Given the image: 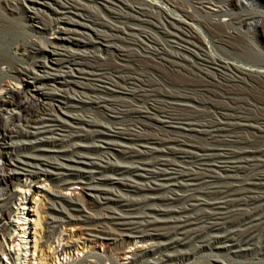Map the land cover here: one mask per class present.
Here are the masks:
<instances>
[{"label":"bare ground","instance_id":"1","mask_svg":"<svg viewBox=\"0 0 264 264\" xmlns=\"http://www.w3.org/2000/svg\"><path fill=\"white\" fill-rule=\"evenodd\" d=\"M23 1L34 10L31 21L44 22L45 28L57 27L58 31L54 41L34 39L31 28L15 17V14L22 13L21 0H3L0 4V92L4 91L3 98H0V158L3 159L0 166V183L7 189L5 194L0 195V254L5 257V263L29 264L30 258L26 260L25 246L16 258L10 252L9 245L13 242L11 234L16 226H21V235L25 233L24 229L28 228L19 222V219H22L17 216L19 209H16L14 219L11 218L13 207L10 203L13 199L20 198V186H31L34 190L29 197L23 192L28 206H23L21 210L26 209V214L30 213L34 218H29L33 228L27 232L33 239V254L37 252V262L34 264H54L55 254H62L66 260H73L69 251L75 250L77 255L80 251L74 246L73 238L87 242L92 252L95 246L101 248L105 260L111 264H116L113 253L119 261L127 258L122 257L126 253L123 247L135 239L143 246L135 250L127 264H172L196 251L199 252L200 249H227L228 243L236 246L232 250L234 256L250 259L247 264H264V149L251 150L255 148L254 143L259 144L264 140V67H260L257 62L253 64L257 68L237 64V61L229 62L228 59L226 62V59L221 60L214 57L215 54H209L210 57L212 55L211 62L206 61L207 58L205 63L213 65L211 68L214 70L219 71V67L230 73L221 72L225 83H230L222 85L221 95H230L226 105L218 106L213 99L206 100L180 91L170 92L172 89L164 91L160 86L167 80L160 68L165 64L174 68L182 64L179 65L175 59L166 60L162 57V49L156 46L157 38H153L151 32L146 29L149 26L161 29L150 19L164 16L163 24L168 28H184L190 31V34L186 32V37L193 40L183 41L186 45L204 48L210 42L204 39L205 36L201 38L203 28L208 31L222 28L228 34L240 31V28L235 26L241 27V22L230 21L229 16L234 15L232 9L239 7L240 12H249L248 18L256 17L257 20L250 25L252 28L264 27V16L255 11L251 12L244 2H240L238 6L232 1L227 3L228 0H199L197 3L200 6L197 7L185 6L184 3L182 5V0H87L99 1L102 11L97 6L78 0ZM192 12L201 13L206 18L228 16L224 18L228 23L215 21L216 19L212 23H200ZM260 17L263 18L262 21L259 20ZM83 18L90 25L81 21ZM84 30H90L91 38L83 37L85 40H81L73 37L74 34L84 33ZM224 37L228 40L227 45L233 36L225 34ZM230 45L229 47L232 46ZM20 46H28L27 54L15 53ZM47 46L49 51L46 50ZM249 46L247 44L242 48L231 47V52L243 58L247 49H254ZM173 47L181 50L188 48L178 43ZM70 48H76L78 52ZM90 48L98 52L95 53L96 51L93 52ZM62 64L75 69V74L72 73L75 76L60 77L62 75L45 69L60 68ZM148 71L155 76H151ZM212 73H207L211 79L210 85H220L219 82H213ZM22 77L30 78L33 86L20 92L14 91L13 88L6 89L9 79ZM189 78L193 81L188 86H195L194 79ZM245 80L260 86L263 89L260 95L253 93L246 99L240 97L244 92H241L242 87H239L238 83L241 84ZM167 83L173 87L187 85ZM52 84L69 90L77 89L81 95L70 96L63 89L61 93L45 92L46 89H53L49 88ZM5 95L10 99H4ZM44 99L53 100L55 104L48 100L44 102ZM84 106L112 125L104 126L96 116L88 114L91 112L89 110L82 116L68 113V110L82 109ZM206 106L214 108V111L210 112L212 114L204 112L203 109L199 110V107ZM15 108L19 114L13 117L10 114L3 116ZM56 113L62 114L64 120H59ZM131 115H134L136 120H121ZM12 120L16 123L11 125L8 122ZM51 125L57 126L58 130L65 133L60 131L61 134L57 133L60 135L58 137H53V134L47 137L36 136L41 132L52 131ZM242 131L248 132L252 138L245 139L240 133ZM192 134L202 135V142L193 139ZM16 138L24 140L17 142ZM91 139H98L103 143L104 151H114L119 157L134 160L138 165L125 166L106 159L96 161L82 157L83 153H94L98 150V144L82 146L73 143L70 148L61 145L71 140ZM111 139H115V142L118 139L126 145H117ZM234 145H246L251 147V151L227 148ZM55 146H59L56 151L64 160L63 164L40 157L45 152L53 151L52 147ZM159 146L165 147L166 150L162 151ZM25 151L35 152L36 155ZM19 153L20 157L16 158ZM168 155L178 159L168 158ZM138 168L143 170L138 171ZM215 169L222 174L216 173ZM95 171H109L119 175L134 174L143 178L164 177L167 181L166 184L139 186L118 180V185L128 191H145L148 194L142 199L113 197L109 190L102 186H87L90 181L96 186L111 181V177H102ZM239 172H247L249 177L245 178L246 176L243 177ZM51 175L56 179L65 177L68 182L81 184V189L86 187L93 192L97 203L101 200L111 203L125 211V215L115 213L112 209H106L105 214L93 215L85 210L89 205L81 194L66 198L67 196L57 188L35 185L42 182L41 176L50 178ZM19 176L30 177L34 183H22ZM183 178L185 182L178 180ZM163 189L173 192L170 196L158 194ZM37 193L41 198L33 202L32 199ZM154 201L185 204L161 209L152 206ZM57 203L60 206L63 204L64 207H59ZM139 209L142 212L136 214ZM155 215L165 219L157 220L153 218ZM62 231L67 233L66 238L61 237ZM176 231H180L181 238L170 236ZM58 236L65 242L52 248L51 240L54 237L57 241ZM155 238L165 239L157 241ZM184 239H198V244L192 249L194 251H180L175 254L162 252L168 245L176 247ZM155 253L159 255L158 258L146 257ZM92 256L96 257L94 261L79 260L77 263L104 264L102 256L95 253Z\"/></svg>","mask_w":264,"mask_h":264},{"label":"rangeland","instance_id":"2","mask_svg":"<svg viewBox=\"0 0 264 264\" xmlns=\"http://www.w3.org/2000/svg\"><path fill=\"white\" fill-rule=\"evenodd\" d=\"M2 1L3 0H0V4L2 3ZM15 1L16 0H14V2ZM78 1L81 2V3L97 6L98 8H100V10L103 9V8H101V5H100L99 1H96V2H90V1L88 2L87 0H78ZM200 1H204V0H200ZM200 1L199 0H182V1H180V3L182 5L184 3L185 6H196L197 7V6H200V4L197 3V2H200ZM206 1H208V0H206ZM209 1L210 2L211 1L214 2V0H209ZM230 1L234 2L237 5L240 4V0H228V2L227 1L226 2L229 3ZM247 1L249 2V10L251 12L255 11V12H257L259 14H262L264 16V0H247ZM49 2H51V1H49ZM51 6H54V5L51 4ZM20 7L22 8V13L21 14H15V17L17 19L21 20L22 22H24V24L27 27H29V29L31 28L30 32H31V35H33L34 39L35 38L36 39H42V40L43 39H47L49 41H54L56 39L57 31H58L57 27H54L53 29H48V27L46 26V28H47L46 29L45 26H44L46 23L40 22L38 20L31 21L30 18H33L34 10L29 7L27 2L21 0ZM0 10H1V7H0ZM232 12L234 13V15L229 16L231 18L230 21L234 22V23L237 22V21L241 22V27H240V25H238V27H237V25L235 26L237 29L240 28L239 29L240 31L237 32L238 34L237 33L236 34H234V33H229V34L225 33V31L222 30V28L221 29H213V30H210V31L205 30L203 28V32L201 33V38L202 37L204 38V36H205L204 39L211 43V44L210 43L206 44L207 47H204V48H201V47H198V46L193 47V46L186 45L183 41H186V40L192 41L193 40V39H187V37H186L187 33L190 34V31L188 29H184V28H179L178 30L168 28L166 25L163 24V23H165L164 22V20H165L164 16H160L158 18L150 19L153 22V24H155L157 26L159 25L161 27V29H159V30L156 29L153 26H149V28H146V27L145 28L148 29L151 32V36L153 38H157L158 43H157L156 46H158L159 48L162 49V52L164 53V55L162 54V57H164L166 60L168 58L171 59V60L175 59L176 62L178 61L177 63H179V65L182 64L179 67H175L178 71H180V73L178 71H176V69L174 67H170L167 64H165V66H162L160 68L161 71L163 72L164 78L167 80L164 83H162V85L160 86V88L162 87L161 88L162 90L168 91L166 89H169V90L172 89V90H170V92L173 91V93H179V91H180L181 93L191 94V95H194V96H197L199 98L206 99V100H212L213 99V101L218 106L226 105L227 102H228V101H226V100H228L227 97H229L230 95H227V94L226 95L225 94L221 95V92L223 90L222 85H229L230 83L229 82L225 83L226 80L224 81L222 79L221 72L225 73V74H230V73H227L229 71H226L224 69H220L219 67H217L219 69V71L214 70V69L211 68V67H213V65H211L209 63H205L204 60H206L207 58H208V60H206V61H210L211 62L212 55L210 57L209 54L213 53V54H215V55H213L214 57L220 58L221 60L226 59L225 60L226 62H228V61L229 62L237 61L235 63L243 65V66H248L249 65V66H252L253 68H257L256 66L253 65L254 63L257 62V64H260V67H261V65H262V67H264V27L262 26V27H259V28H252L250 25L255 20H257V18L256 17L248 18L249 17V14H248L249 12H247V11L246 12H244V11L240 12L239 11V7H238V9L237 8L236 9L235 8L232 9ZM18 15L20 17H18ZM100 15L102 16V13ZM192 15L196 16L194 18H196L199 21H201L200 23H206V24H208V22L212 23L214 21V19H216L215 21H218V22L223 21V23H226V22L228 23V20L224 19L225 17L228 18V16H224V15L219 16V17L217 16L218 18L217 17H215V18L214 17L206 18V17H203V14L195 13V12H192ZM74 18L77 19L76 17H73V19ZM162 18L164 20H162ZM153 20H155V21H153ZM259 20L262 21L263 18L260 17ZM81 21H84V23H86L87 25H90L87 20H84V18ZM42 23H43V25H42ZM170 29H171V31H169ZM229 30L231 31V29H229ZM170 32H172V33H170ZM176 34H178V35H176ZM225 34L233 36L232 39L229 40L227 45H226V43H227L226 41H228V40L224 37ZM71 35H73V34H71ZM91 35L92 34L90 33V30H84V33H82V34L78 33V35L74 34L73 37L77 38V39L85 40L83 37L91 38ZM180 36H181V39H180ZM175 40H178V42L175 41ZM170 41H172L174 43H172ZM230 42L232 43L231 44L232 46L230 45ZM177 43L178 44H183V45L187 46L188 48L186 50H181V49H177V48L173 47V45L174 44L176 45ZM247 44L250 45L249 47H253L254 49H247V51H246L247 53H245L246 57L244 56L243 58H239L237 56V54H233V52H231L232 48H235L236 46L238 48L241 46L240 48H242V47H244V45H247ZM210 45H212V47L208 48V46L210 47ZM229 45L232 48L229 47ZM70 49H72L73 51L78 52L76 50V48H70ZM91 49L92 48H90V50ZM210 49H212L213 51L212 50L209 51ZM27 50H28V46H26V47L25 46H20V49L18 51H15V53L17 55L27 54ZM46 50L49 51L50 48L47 46ZM92 50H93V52L96 51L95 53L98 52L96 49H95V51H94V49H92ZM47 51L45 53H47ZM57 51L60 52L58 49H57ZM197 53L200 54V55H198ZM98 54H100V52ZM55 57H57V56H55ZM227 59H228V61H227ZM194 65H196V66H194ZM49 68H45V69L48 70L49 72L54 73V74L62 75L60 77H64L66 75L75 76V75H73V74H75V72H74L75 69H71V67L70 66L68 67V65H66V64H62L60 66V68L59 67H57V68L52 67L50 69ZM53 68H54V70H53ZM72 68H74V67H72ZM260 69H263V68H260ZM209 71H210V73H212V71H214L212 73V75H214V81L213 80L212 81L214 83H216V84L221 83L220 84L221 86L218 85V86H214L213 87L212 85H210L211 79L209 78L210 76L208 75V74H210ZM148 72H149V74L151 76H153V75L155 76V74L151 73L150 71H148ZM194 72H195V74H194ZM173 76H175V77H173ZM202 76H206V77H202ZM189 77H192L194 79V82L196 84L195 86H188V84L193 81ZM171 78H172V81H171ZM200 79H202V80H200ZM8 81H9L8 82L9 84L7 85L6 89L13 88L14 91L17 90V91L20 92L21 90H23L25 88L27 89V87H29V86L30 87L33 86L31 79L30 78L28 79L27 77L9 79ZM182 81H184V82H182ZM167 82H177L178 84L185 83L187 85L184 86V87H182V86L173 87L172 85L168 84ZM244 82L241 83V84L238 83L239 87H242L241 88V90H242L241 92H244V94L240 96L242 98H245V99L247 97L249 98V96H250L249 94H253V93L260 95L259 94L260 91L261 92L263 91V89L260 86L254 85L253 84L254 82H252L250 80H247V81L245 80ZM234 83H236V82H234ZM250 84H252V85H250ZM36 85L39 86V84H36ZM236 85H237V83H236ZM49 88L50 89L53 88V89L52 90L46 89V91H45V89H43V91H45V92L54 91L56 93H61V92L64 91L65 93L67 92V94H69L70 96H71V94L73 96L74 95L75 96L81 95L76 88H74L76 90H72V89L69 90L66 87L63 88V86L59 87L56 84L50 85ZM65 88H66V90H65ZM227 88H229V87H227ZM61 89H63V91ZM3 95H4V91L0 92V98H3ZM210 96H211V98H210ZM4 99H10V98H9L8 95H5ZM47 100L48 99H46L44 102H47ZM48 101H50V103H52V104H55V102L53 100H48ZM222 102H223V104H222ZM200 109L201 110L203 109L204 112H208V114L210 112H212V110L214 111L213 107H207V106L206 107H199V110ZM61 110L64 111L63 109H61ZM71 110H68V113H72V114L74 113V114L82 116V115L86 114V112L89 110V108L84 106L82 109H71ZM89 111H91V112H89V113L87 112L88 114H90L91 116H96V115H94V112H92V110H89ZM7 114H10V116L13 117L15 114H19V112L15 108V109H12V111L10 113L3 114V116L5 115V117H6ZM210 114H212V113H210ZM56 115H57V118L59 120H64L62 114L56 113ZM95 118L98 119V121L100 123H102L103 125L105 124L104 126H106L108 124V126H106V127H109V126L112 125L108 120L100 117L99 115H97ZM202 118L204 119L205 117H202ZM121 120L122 121L125 120L127 122H131V121L136 120V117L134 115L125 116ZM8 123L9 124H11V123L15 124L16 122H13V120H12L11 122H8ZM50 128H52L53 132L50 131L52 133H50L49 131H46V132H41V134H37L36 136L37 137H41V136H46L47 137V136H52V134H53V137H55V136L58 137V136H60L58 134H61V132L65 133V131L63 132L62 130H58L57 126H55V125L54 126L51 125ZM29 129L33 130V128H29ZM240 133H241L242 136H244L245 139L249 140V137H250V139L252 138L251 135L248 132H246V131H242ZM192 135L193 136H191V137H193V139L195 138L197 141H201L202 142V140H201L203 138L202 135H200V134H192ZM19 140H24V139L16 138L15 141L18 142ZM111 141L114 142L117 145H119V144L120 145H124V144L126 145V143H124V142L122 143V141H119L118 139H116V142H115V139H111ZM73 143L74 144L78 143V145H82V146L83 145H95L96 146V144L99 145L100 148L97 145V147L99 149L94 151V153L93 152H88V153L81 154V155H83L82 157L84 159L96 160V161H98L99 159H101V160H105L106 159V160H109L111 162L113 161V162H116L118 164L125 165V166H131V165L134 166L135 164L138 165V162H136L134 160L119 157L118 154L116 152H114V151L112 153H111V151H107V152H106V150L104 151L103 147H102L104 144L101 143L98 139L97 140L96 139H91V140H85V141L84 140L83 141L82 140H80V141L79 140H75V141L71 140V141H68L67 143L66 142L62 143L61 145L64 146V148H68V147L70 148V145H73ZM58 147L59 146L52 147L53 151L45 152V154H43L42 156L40 155V157L42 159H44V158L48 159V160H50V161H52L54 163H57V164H61L62 162H64V160L61 158V155L59 156V154L56 151L58 149ZM159 147L161 148L162 151L166 150L165 147H163V146L162 147L159 146ZM217 147L221 148L222 146H217ZM254 147L255 148L251 149V147H248L246 145H244V146L243 145H234V146H228L227 148L228 149L233 148L232 150L237 149L238 151H240L242 149L243 150L245 149V151H251V150H255V149L258 150L259 148L260 149L261 148L264 149V140H261V142H259V144L258 143L255 144L254 143ZM25 152L31 153L32 155L33 154L36 155L35 152H29V151H25ZM28 153H26V154H28ZM98 156H100V157H98ZM19 157H20V153L18 155H16V158H19ZM168 158H172L174 160L178 159V158H175L174 156H171V155H168ZM259 158L263 159V157H259ZM2 160L3 159L0 158V166L2 165V162H3ZM227 163H232V162H227ZM78 167H80V166H78ZM49 170H50V168H49ZM142 170L143 169L138 168V171H142ZM50 171H53V169L51 168ZM92 172H94V171H92ZM97 172L95 171V173H97ZM215 172L218 173L219 175L222 174V172H220L219 170L216 171V169H215ZM239 173H241V175L243 174V177L246 176L245 178L249 177L248 176L249 174L247 172H243V173L239 172ZM97 174H101L102 177L103 176L104 177H107V176L111 177V181L106 183L105 185L97 184V186H96L95 183L90 181V182H88V185H87L88 187H92L93 186V187H100L101 188V186H102V188L104 187L105 189L109 190V192L111 193V195L113 197L122 196V197H126V198L127 197L131 198V199H142V197H145L148 193H146L145 191H128V190H126V189H124V188H122V187H120L118 185V183H117L118 180L119 181H128V182L133 183V184H138L139 186L143 185V184L144 185H148V184L150 185V184H153V183H156V184L165 183L166 184V181H167V179L164 178V177H145V178H143V177H138V176L136 177V175H134V174H131V175L130 174L119 175V174H116V173H111L109 171H105L104 173L103 172H101V173L98 172ZM49 177L50 178L41 176L40 179L42 180V182L40 184L39 183H35V185L39 186V187H45V186L46 187H48V186L50 187L51 186L53 188H57V190H59L60 193H63L65 195V197L67 196L66 198H68V197L71 198V197H73V195L81 194L83 196V198L86 200V202L88 203V205H89L88 206L89 208H85V210H87L89 213H91L93 215L105 214V213H107L106 209H112L115 213L119 212L120 214L123 213L122 215H125V211L121 210L119 207H116V206H114L111 203H104V201H102V200L100 201V203H97V201L95 200V198H97V197L93 196V192L91 193L90 192L91 190H88L86 187L81 189V186H80L81 184H73L72 182H68V181L65 180V177H60L61 179L60 178L56 179L52 175L49 176ZM19 178L21 179L22 183L30 184V185H32L34 183V182L31 181L32 178H30V177L19 176ZM152 179H154V180H152ZM178 180H180V181L182 180L181 182H185L184 178L183 179H178ZM26 188H27V190H25ZM19 190H20V192H22V193H20V198L15 199V200L13 199V201H11V203H10L11 206L13 207V209L11 208L13 210V212L11 213L12 214L11 218L14 219L13 216H14L15 212H17L16 209H19L18 210L19 214L17 216L22 218V219H19V222L23 223V225H25L28 228L27 229L25 228L24 229L25 233H23V235H21L22 234L21 233V226L20 225H17V226L15 225L16 226V229L14 231L15 233L13 232L11 234V238L13 239V242H11V245H9L10 252H11L12 256H14V258H16V257L19 256V253L23 252V247L25 246L24 248H25V250L27 252L26 260L28 258H30L29 264H34V263L37 262L35 260V258L37 257V252L35 251L34 254H33V250H32L33 249L32 248V246H33L32 240L33 239H32V236L30 235V233H27L29 230L32 231L31 228H33L32 224L29 223V220L30 219H34V218H33V216L30 213L26 214V212H27L26 209L23 208L21 210V208L23 206H25V207L28 206V204H26L27 201L24 200L25 195L23 194V192H25L26 196L29 197L30 193L34 190V188H32L31 186H28V187L20 186V189H18V191ZM6 191H7V189H6L5 185L0 183V195L5 194ZM95 191L96 190H94V192ZM175 191L179 192V190H175ZM171 192H173V191H171ZM171 192L168 189H166V190L163 189V191H160L158 194H160V195L163 194L165 196H170ZM33 198L34 199H32V201L35 202V201H37L36 199H40L41 196H40L39 193H37V194L34 195ZM184 204L185 203L159 202V201H156V203H155V201H154L152 206L157 207V208L159 207L161 209H168V208H171V207L181 206V205H184ZM57 205L59 207L63 206V204H61V206H60L59 203H57ZM42 209H43V207H42ZM65 210L66 209L63 208V211L65 213H67V215H69V212L67 210H66L67 211L66 212ZM140 212H142L141 209H139L136 214H140ZM153 218H155L157 220L165 219V217H161V216H157V215L153 216ZM119 228L121 229V227H119ZM124 228L125 227H123V229ZM208 233L211 234L213 232H208ZM60 234H61L62 238H66L67 237V233H64V231H62ZM181 235L182 234L180 233V231H176V232H173L170 236L181 238L182 237ZM165 238H167V237H165ZM165 238H155L154 240L162 241L161 239H165ZM1 239L2 238L0 237V241H1ZM73 240L75 242L74 246H76V247H78V249H80L79 254L77 255L75 250H72L71 252L69 251V254H71L72 257H73V260L72 259H68L69 261L66 260L62 254H60V255H56L55 254L54 257H53L55 259L54 264H81V263H77L79 260L94 261L95 258H96V257L92 256L94 253L96 255L102 256V258H103L102 261L104 262V264H111L110 261L105 260L106 258L102 254V249L101 248L95 246V250L92 252V251H90V245L87 242L83 241L82 239H79L77 241L76 238H73ZM51 241H52L51 244H53V245H51L52 248L56 247L58 245V243L62 244V243L65 242V241H61L60 237L57 240L58 242L56 241V239L54 237H53V239ZM184 241H186V242L183 244ZM197 242H199L198 239H190V240L189 239H187V240L184 239V240H182V243L177 245L176 247L175 246H171L170 247L168 245L164 249V251L162 250V252L165 253V254H175V253H178L180 251L181 252H189V253H191V251H194L192 249H195L196 244H198ZM222 242H225V241H222ZM215 244H217V243H215ZM228 244L229 245H226L228 247L227 249L218 248V247H212L211 250H208V249H203L202 250V249H200L199 252L196 251L194 253L195 255L194 254L188 255V256L184 257L181 261H179V262L176 261L175 263H172V264H247V261L250 260V259H248L247 257H244V256H241V257L240 256H234L232 250H234V248L236 246L235 245H231L232 243H228ZM141 246H143L142 243L138 242L137 239L131 240L129 242V244H125V247H123V251H125L126 253L124 254L125 256H122V257L123 258L127 257L126 259H121L120 260L121 262H120L119 258L117 259L115 254L114 253L112 254V256H113V258L115 260V263L116 264H127L129 259H130V256L135 252L136 249L141 248ZM146 257L147 258H158L159 255L157 253H155V254H152V255H149V256H146ZM2 263L6 264L5 263V257L1 256V254H0V264H2Z\"/></svg>","mask_w":264,"mask_h":264},{"label":"built area","instance_id":"3","mask_svg":"<svg viewBox=\"0 0 264 264\" xmlns=\"http://www.w3.org/2000/svg\"><path fill=\"white\" fill-rule=\"evenodd\" d=\"M240 2H244V4L248 5V7H249V2H247L246 0H240ZM238 6H240V5L238 4Z\"/></svg>","mask_w":264,"mask_h":264}]
</instances>
